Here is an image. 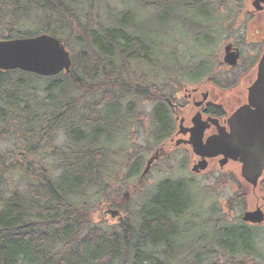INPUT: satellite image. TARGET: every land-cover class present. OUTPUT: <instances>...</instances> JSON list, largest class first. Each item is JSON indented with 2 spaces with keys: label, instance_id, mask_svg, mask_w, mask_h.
<instances>
[{
  "label": "trees",
  "instance_id": "obj_1",
  "mask_svg": "<svg viewBox=\"0 0 264 264\" xmlns=\"http://www.w3.org/2000/svg\"><path fill=\"white\" fill-rule=\"evenodd\" d=\"M102 1L0 0V40L48 34L72 58L70 73L54 77L0 72V142L12 143L0 150V264H178L192 256L202 260L195 264H264V243L250 231L257 227L244 225L241 215L233 224L220 211L214 221L203 216L194 179L145 184L151 136L133 154L119 142L132 134L129 120L136 116L132 103L124 105V94L143 101L159 97L153 119L162 130L168 115L163 99L208 65L179 56L171 44L177 28H190L199 38L210 28L208 1L226 6L239 0H158L159 18L149 29L130 10L103 11ZM121 2L142 10L153 5ZM194 10L204 21L189 16ZM133 179L136 184L129 185ZM236 183L225 206L238 205L234 212H242L246 188ZM222 184L215 180L203 190L216 195ZM126 188L131 197L139 194L134 218L126 213L115 228L102 229L106 209L125 207L126 193L120 197ZM200 218L208 234L188 237Z\"/></svg>",
  "mask_w": 264,
  "mask_h": 264
},
{
  "label": "flooded vegetation",
  "instance_id": "obj_2",
  "mask_svg": "<svg viewBox=\"0 0 264 264\" xmlns=\"http://www.w3.org/2000/svg\"><path fill=\"white\" fill-rule=\"evenodd\" d=\"M254 1L248 0L247 7H237V13L239 12L241 17L239 27L242 28L243 35L236 40L226 41L222 60L217 58L215 65L212 63L211 66L207 62L208 65L202 66L195 76L192 75L193 77L187 80L190 83H181L175 92H172L170 98L163 99L164 110L168 114L164 129L161 130L159 122L153 119L156 106H159V97L154 101L153 99L143 101L142 97L132 96L134 102L131 108L136 114L133 120L140 121L143 128L144 123H147L148 130L151 129L149 136H151L153 152L145 162V166L153 156L154 160L149 167L148 174L155 164L162 161V164L168 166L165 168L167 171L171 163L185 164L192 176H188L190 180L215 176L214 181L225 182L222 188L230 189L232 192L238 190L236 182H239L246 188L243 197L246 206L242 215L249 211L259 210L264 216V172L258 180L257 187L254 188L247 184L242 178L240 157L236 160L231 158L225 143V139L231 133V125H233L236 143L241 147H251L256 140L252 128L255 125L260 128L261 124L260 118L243 115L236 118L239 110L249 104V90L257 79L259 62L264 54V2L255 6ZM243 44L250 48L246 58L241 51ZM226 47H230L229 53L237 56L234 65H229L224 61ZM204 72H207L208 76L200 77ZM221 72L227 76H222L220 80L218 77ZM156 81L153 82L152 90L158 95L159 89ZM122 97L130 98L128 94ZM147 107L152 111L149 116L144 110ZM143 110L144 117L141 114ZM214 139L218 140L214 148L216 155L208 158L202 157L201 154L206 152L203 148ZM148 142L147 137L146 144ZM175 156L178 157L176 162H173ZM201 164L205 166L202 170L198 168ZM147 175L144 176L142 172L141 178ZM185 177L186 175L177 176V178ZM108 210L110 209H106L105 214L109 216ZM233 211V208L229 209L230 214ZM243 224L251 227H264V220L261 224Z\"/></svg>",
  "mask_w": 264,
  "mask_h": 264
},
{
  "label": "rangeland",
  "instance_id": "obj_3",
  "mask_svg": "<svg viewBox=\"0 0 264 264\" xmlns=\"http://www.w3.org/2000/svg\"><path fill=\"white\" fill-rule=\"evenodd\" d=\"M121 1L122 0H105V1L103 0L102 6L104 8L102 10L103 11L106 10L107 12L111 10H115V12L123 11V10L124 11L130 10L132 11V13L137 15L138 19L142 20L145 23V26L148 29L154 26V23H155L154 18L155 17L156 19L159 18L161 9H160L158 0H145V1H151V3L153 4L152 7H148L149 9L147 10H142L140 5H137L133 2H130L129 4L126 5V3H122ZM205 2L207 1L205 0ZM106 3L108 5L107 9L105 8ZM211 3L213 2L208 1L209 6L206 7L209 13H211V16L207 18L210 24L209 25L210 28L208 31H203V32L200 31L199 33L203 35L197 38L196 36L197 33L193 32L194 30L190 28H187V30H184V29L182 30L181 28H177V30L174 32L173 40L171 41L172 47H176L178 49V52H180L179 56L186 57L195 66L198 63L205 64L207 62L210 63L209 66H211L212 63L215 65V60L217 58L219 59L221 58L222 60L223 49H224V46L227 45L225 44L226 41L231 40V39L236 40L237 38H241V36L243 35V30L241 27H239V22L241 20V17L238 14L239 12L237 13V7L238 6L247 7L248 0H241L238 3H236L235 1H231L226 6L225 5L222 6L218 4L217 6L216 5L213 6L211 5ZM189 16L193 18V20L196 22H202V20L204 19V18L202 19L200 16H197V13L195 10L194 12L193 11L189 12ZM203 36H207V38H210L211 39L210 43L208 42L207 44L204 43ZM241 51L243 52V55L246 58L250 52V48L249 46H245L243 44L241 45ZM207 74H208L207 72H204L203 74H201L200 77L205 78L206 76H208ZM222 76L226 77L227 74H224L223 72H221L218 79L221 80ZM190 77H193V76H189L185 80L184 79L180 80L178 85H180L181 83H185V84L190 83V81H187V80H190ZM39 83L43 85L47 84L46 81H39ZM175 89H177V86L175 87ZM122 99H123V103L125 106H127L129 103L134 102L132 101L133 100L132 97H130L129 99L127 98L124 99L122 97ZM144 110L147 116H149V114H151L152 112L151 109H149L148 107L144 108ZM144 110L141 113L143 117H144ZM129 123L133 126L135 125L134 127H131L132 134H126L125 136H123V139L119 140V142L125 145V149H127L128 154H133V151L135 149L134 147L136 148L145 147L146 148V138L147 136H149V132L151 133V129L148 130L147 123H144V128H143L140 125V121L129 120ZM119 125H122V124H119ZM150 140H151V137H150ZM63 142H64V137L60 136L59 144H62ZM11 144L12 143L4 145L3 143L0 142V150H5L7 147H10ZM151 153L149 154L146 153L143 167H144L145 162L149 159ZM177 157L178 156L174 157L173 162H176ZM143 167H142V170H143ZM166 167L168 168V166H165L164 164H162V161L155 164L153 168L151 169L150 173L148 174V176H146L145 184L152 185L166 178H172V177L176 178L177 176L186 175L187 178L188 176L189 177L191 176L190 172L188 171V168L186 169L185 164H181V163L172 164L171 163L168 171L167 169H165ZM134 168L135 167H132L131 171L132 169L134 170ZM171 168L173 170H170ZM177 169H180L181 171H178ZM126 170L127 169H125L124 167L121 168L120 181L124 179L123 177H125ZM214 179H215V176L202 177V178L195 179L197 191L199 192L198 194H200L201 197L203 196V201H204V203L202 204L203 216L207 217V219L211 218V220L214 221L217 218V214L215 212L220 211L222 215L226 216L228 224H233L236 216L239 217V215H241L242 212L233 211V213L230 214L225 204L235 192H232L230 189H227V188H222L218 190L216 195H214V194H211L209 190H203L205 186H207V188L212 187L214 185ZM128 184L135 185L136 181L133 179L129 181ZM126 192H127V188L121 194L120 199H122L123 195ZM138 195L131 197L130 193H128V195L123 198L124 201L121 203V205H125V207L119 210L117 209L120 212L121 217L125 216V214L127 213L128 217H130L131 220L134 218V215L139 209L138 207L141 204L140 198ZM232 208L237 210L238 205L235 206L234 204ZM101 217L107 223L106 225H102L101 227L102 229L111 230L115 228L114 226L117 222V219L111 220L109 217H107L106 214H102ZM95 219L98 221V218H95ZM224 222H225L224 219L220 220L221 225L224 224ZM204 225H205L204 219L200 218L198 220L197 229H195L194 227H191L187 231V233L189 232L188 237L195 236L196 238L197 237L201 238L202 236H206L209 232V227H204ZM250 231L252 235L260 238V244L264 243V227L251 228ZM201 242L203 241L201 240ZM260 248H264V244H262ZM214 256L217 257V255H214ZM218 257H220L219 254H218ZM198 258L199 257L197 256H192L190 260L188 261L184 260L182 262H179L178 264H192V262L195 264L199 261L201 262L202 261L201 258L200 259ZM261 260L264 261V259H261ZM183 262H186V263H183ZM202 264H207V263L203 262Z\"/></svg>",
  "mask_w": 264,
  "mask_h": 264
},
{
  "label": "water",
  "instance_id": "obj_4",
  "mask_svg": "<svg viewBox=\"0 0 264 264\" xmlns=\"http://www.w3.org/2000/svg\"><path fill=\"white\" fill-rule=\"evenodd\" d=\"M260 2L264 1L255 0L254 5L256 6ZM229 51L230 47H226L224 61L229 65H234L237 56L229 53ZM71 67L72 59L68 50L59 39L48 34H41L32 38L0 40V72L20 70L42 77H54L61 73H70ZM248 101L249 104L239 110L236 118L239 115L260 118V128L257 125L251 127L252 132L256 135L255 144L251 147L239 146L235 141L233 125H231V133L225 139V143L228 146L226 149L230 152L231 158L236 160L237 157H240L243 179L255 188L264 172V54L259 62L257 79L249 90ZM217 142V139L208 142L203 148L206 152L201 156L208 158L216 155V149L214 148ZM153 160L154 156L147 163L144 174L148 172ZM204 167V164L198 166L201 170ZM110 214L114 218L118 215V212L111 211ZM263 220L264 216L259 210L246 212L242 217L243 222L252 224H260Z\"/></svg>",
  "mask_w": 264,
  "mask_h": 264
}]
</instances>
